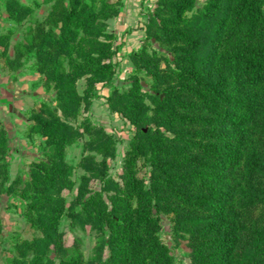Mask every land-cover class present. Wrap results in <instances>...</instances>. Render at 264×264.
Returning <instances> with one entry per match:
<instances>
[{
	"label": "rangeland",
	"instance_id": "374dc122",
	"mask_svg": "<svg viewBox=\"0 0 264 264\" xmlns=\"http://www.w3.org/2000/svg\"><path fill=\"white\" fill-rule=\"evenodd\" d=\"M10 1L0 0V128L7 136L6 151L0 152V182L6 177L0 264L17 262L18 244L36 238H46L44 260L52 264H68L77 253L85 261L106 259L111 248L103 246L104 239L123 240L126 234L111 225L99 231L89 218L83 220V201L98 194L109 207L113 200L120 208L127 203L130 219L138 217V201L147 199L158 219L156 235L173 263L202 262L210 249H200L201 239L192 234L198 224L183 199L193 190L182 175L185 167L177 163L195 153L198 137L187 123L168 126L174 116L161 100L181 85L176 72L188 71L182 59L188 54L204 59L209 51L202 42L197 53L187 54L186 42L198 38L196 29L205 38L209 30L202 22L217 15L219 6L189 0L176 12L182 0H100L98 10L105 1L109 6L97 29L91 35L82 31L75 46L60 53L51 39L61 34L65 11L91 0H15L28 7L21 19L8 10ZM259 2L264 16V0ZM244 23L237 14L229 19L213 75L225 72L222 66ZM179 95L185 101L189 92ZM257 108L262 112L246 126L243 157L226 169L222 181L233 190L227 218L233 217L242 245L254 244V233L264 229V171L248 169L251 155L264 153V101ZM37 122H47L53 134L36 131ZM54 140L64 153L58 159ZM51 160L60 163V171L47 164ZM175 187L179 196L172 194Z\"/></svg>",
	"mask_w": 264,
	"mask_h": 264
},
{
	"label": "trees",
	"instance_id": "16d2710c",
	"mask_svg": "<svg viewBox=\"0 0 264 264\" xmlns=\"http://www.w3.org/2000/svg\"><path fill=\"white\" fill-rule=\"evenodd\" d=\"M99 1L91 0L90 4L81 1L77 7L65 11L62 32L51 39V43L59 48L60 53H68L75 46L82 31L91 35L97 29L98 18L109 6L105 1V7L98 10ZM259 1L211 0L212 7L219 6V13L209 16L202 22L209 30L205 38L201 31L196 29L198 38L187 40L186 44L191 47L185 50L187 54L190 51L197 53L202 42H207L210 49L203 60L184 53L187 59L184 57L182 60L188 62V71L177 70L176 73L183 79L181 85L170 89V93L166 92V96L161 100L162 107L171 110L174 116L167 125H174L177 122L176 126H183L187 123L186 126H193L198 137L193 143L195 153H189L177 162L182 168L185 167L182 175L190 178L189 185L193 190L190 191L189 187L186 192H190L183 199L185 206L193 211V218L198 224L194 226L192 234L195 239H201L198 243L200 249H210L202 258V262L198 260L194 264H264V229L254 233L256 235L254 244L240 243L233 217L227 218L230 212L228 203L233 190L222 184L226 169L238 164L243 157L249 136V129L246 126L253 122L256 113L262 112L257 108L261 107L264 101V16ZM189 4V0H182L173 10L180 12ZM7 8L18 19H21L28 10L27 6L20 5L15 0H11ZM204 13L209 14L208 10ZM233 14H237L238 18L242 17L245 23L237 34L231 56H228L222 66L225 72L213 75L211 71L218 48ZM257 34L260 36L259 41L255 40ZM173 50L182 51L177 47ZM201 88L205 89L206 93L203 94L204 90ZM182 92H189L185 101H182L179 95ZM204 95H211L213 100ZM173 103L180 105L181 109L171 107ZM183 107L186 111H183ZM34 127L38 132H45L49 136L53 134L47 122H37ZM141 132L145 133L143 129ZM6 139L5 130L1 127L0 152L6 151ZM52 145L55 148L54 158L62 157L64 153L60 149L61 143L54 140ZM47 164L60 171L58 170L60 163L55 160ZM248 169L252 173L264 171V153L251 155ZM5 179L6 177L1 179L0 194L5 190ZM179 189L180 187H175L172 194L179 196ZM83 191L84 189L81 194ZM82 205L85 213L83 220L89 218L99 231L109 225L112 228L116 227L115 230L121 235L126 234V238L118 240L116 236L104 239L103 246L108 245L111 248V255L106 259L99 256L85 261L83 256L77 253L68 264H174L166 246L156 235L158 219L150 213L151 203L147 199L138 201L136 219H130L131 213L127 203L126 207L120 208L113 200L112 206L109 207L102 194L90 195ZM48 230L44 229L47 238ZM46 245H48L46 238H36L32 242L18 244L16 249L18 260L10 264H52L44 260Z\"/></svg>",
	"mask_w": 264,
	"mask_h": 264
}]
</instances>
